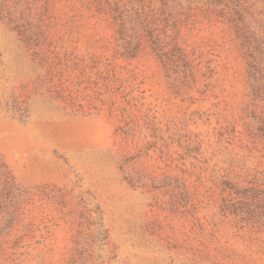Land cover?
Segmentation results:
<instances>
[{"label": "rangeland", "instance_id": "374dc122", "mask_svg": "<svg viewBox=\"0 0 264 264\" xmlns=\"http://www.w3.org/2000/svg\"><path fill=\"white\" fill-rule=\"evenodd\" d=\"M0 264H264V0H0Z\"/></svg>", "mask_w": 264, "mask_h": 264}]
</instances>
